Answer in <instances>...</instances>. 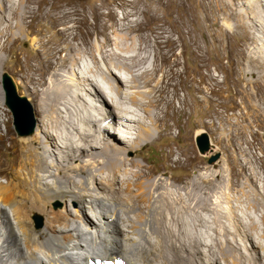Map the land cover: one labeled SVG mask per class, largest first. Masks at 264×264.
Masks as SVG:
<instances>
[{"label": "bare ground", "instance_id": "bare-ground-1", "mask_svg": "<svg viewBox=\"0 0 264 264\" xmlns=\"http://www.w3.org/2000/svg\"><path fill=\"white\" fill-rule=\"evenodd\" d=\"M173 1L153 0L152 8L149 0L135 2L138 7L122 9L110 25L94 24L81 37L75 25L65 24L63 41L50 52L43 48L45 58L40 47H31L23 64L10 65L14 55L19 61L21 38L35 33V18L50 17L55 26L67 21L65 12L43 10L38 0H0V69L10 67L19 74L38 109L35 134L19 137L18 167L7 183L0 181V264H104L106 259L119 264H264L263 200L246 188L256 183L246 166L262 163L260 157L245 154L246 140H237V172L231 171L237 180L230 182L252 200L242 217L232 206L235 199H229L236 227L231 230L220 197L221 171L195 153L184 122L196 110V124L205 123V44L194 29L203 33L211 9L229 23L216 40L237 38V73L248 75L240 78L250 89L243 92L250 103L245 106L264 122V0L200 1L198 10L186 8L188 17L180 23L156 16L153 6L184 4ZM92 32L95 39L88 37ZM193 44L200 79L195 83L191 76L186 94L181 55ZM117 119L123 124L119 131ZM175 128L184 142L167 144L166 158L168 166L183 168V174L174 176L166 167L155 169L130 156L145 143L172 136ZM245 132L237 127V137ZM41 139L53 158L34 145ZM246 142L256 148L253 141ZM66 200L76 206L50 208L52 202ZM35 211L47 214L39 229Z\"/></svg>", "mask_w": 264, "mask_h": 264}, {"label": "rangeland", "instance_id": "rangeland-1", "mask_svg": "<svg viewBox=\"0 0 264 264\" xmlns=\"http://www.w3.org/2000/svg\"><path fill=\"white\" fill-rule=\"evenodd\" d=\"M147 1L148 0H38V3H43L41 6L43 7V10H52L54 14L56 12V15H61L62 12H65L64 19L67 22H65L64 24H57L55 26L53 20L50 17L38 16L37 18H35L32 21L33 30H35V33H29L28 37H23L24 39L21 38L22 40L17 45V54L19 56V61L18 58L14 55V58L11 59L10 65H14L17 62L18 64H23L25 55L27 53L32 54L33 48L35 47H40L42 49L41 52L43 58H45V51L47 48L48 52H50V50L55 49L54 47L58 43L63 41L65 33L63 31V28L65 27V24L75 25V32L78 34V36L82 34L86 35L90 31H92V27L94 26V24L97 26L110 25L113 21L112 17L114 14L115 17H119L123 13L122 9H131L130 5L132 6V8H136L138 6L135 5V2H137V4H141ZM174 1L179 2L180 0ZM200 1H204L205 3L206 1L209 2L208 0H183V5L178 3L176 6L172 7L168 5V7L153 6V8H155L156 10L157 17L170 20L173 23H180L182 19L188 17V15L185 13L186 11H188L186 8H193V10H198L196 7L198 6V3ZM37 5V3H34L33 6L37 7ZM152 5L153 0H149L148 6L152 8ZM66 14H68L67 17ZM152 25H156V23L154 22L152 23ZM228 25V22H221L219 18L214 15L213 10L211 9V20L207 22L203 33H200L197 29H194V32L198 35L201 44H205V48L203 49V52L205 53L203 57L206 63L203 71H205L206 74L207 94L204 117L205 123L204 125L200 126L196 124V110H194L193 116L184 119V122L185 128L187 130H190V143L191 145H193L195 153L202 156L203 162L210 168L221 171L222 176L218 180H222L221 182L223 183L224 190L220 193V197H223L221 198V200H223L222 202L225 206L224 211L229 214L230 221H228L227 218L224 219L229 225V228L231 227V230H236V227H233L234 225L232 226L231 215L228 211V208H230L229 199H235V202L232 206L234 208L236 206V209L240 211L238 213H240L242 217L244 216L241 213H243L247 209L248 200H252L249 199V197L244 196V193L241 190L237 191V184L232 185L230 182V178L232 181L237 180V177H231V171L237 172L238 139L244 138L246 141H253L256 144V148H248V143L245 140V142H243V145L246 147L244 148L245 154H255L256 156L260 157V160L262 162L251 164L252 166H246L247 171L255 176L256 181L255 186L246 188H248L252 192V197L254 199L256 196V198L258 197L259 199H261L260 201L263 200L261 208L262 210L264 209V190H262V188L264 189V122L259 120L257 111L245 106L247 104H250L245 94L248 91L247 89H249V86L248 84L246 85L240 77L246 79L248 75L242 74L243 76H239V74L237 73V46L235 44L237 42V38L234 37L233 39H224L221 41H218L215 38V35L223 36L224 30L226 29L225 27H227ZM58 31H60V33H58ZM174 35L178 36V33L174 32ZM110 36L113 37V33H111ZM88 37L95 39L96 34L92 32L88 35ZM99 37L100 41L104 40L102 39L103 36L99 35ZM42 42H45V44H43ZM39 43H42L41 46H39ZM43 48L45 49V51ZM184 49L185 54L181 55V60L185 61L186 63V65H184L186 73L184 72L183 74V78L185 79V81L182 92L188 94V91H191L192 89L190 86L191 76L192 78H194L195 83L200 79L199 73L197 72V61L191 54V49H197V45L193 44L192 46L185 47ZM176 51L178 53L181 52V50L179 49ZM0 70V83L4 101L3 103H0V181L7 183L9 177L13 175V171L18 167V147L23 144V140H21L22 138H19L20 136L17 135L13 125L14 119L12 111L5 104V93L2 87V74L4 72L12 77L17 88V93L19 95L25 96L31 104L34 120V134L38 128V109L36 107V98H34L32 95H29V91L24 87V84L19 82V74L14 73L10 67ZM244 91L245 93H243ZM115 110L113 107V114L117 113L116 115L119 116L120 113H118V111L116 112ZM119 121L120 120L117 119L118 131L119 128L122 130L123 125ZM194 123L196 124L195 127ZM239 126H242L243 130H246L244 136L237 137V127ZM200 132H206L208 134L209 140L214 146L212 152H199L195 138L196 135ZM183 142L184 134L182 132L179 133L178 129L175 128L173 130L172 136H163L154 142L145 143L138 149L136 153L131 151L129 152V154L131 157L139 160L149 167L155 169H162L166 167L168 170H170L171 174H173L174 176H178L184 173V169L181 167L171 168V166H168V161L166 158L168 149L167 144H180ZM34 145L40 151H46V148H48L47 144L42 142V139L39 142H35ZM46 152L50 156H52V158L54 157V155L50 154V152ZM216 152L219 153V157L215 161L209 162L210 155ZM244 157L248 158V155H244ZM74 162L78 163V161ZM259 188L261 190H259ZM246 200L247 202H245ZM63 206L74 208V206H76V202L72 200H66L65 203L54 201L50 205V208L57 210L62 209ZM258 208L259 205L256 206V209ZM260 211L261 210H259L257 213L259 214ZM7 213L11 223H13V217L10 213L9 208H7ZM133 213L134 212H130L129 215H133ZM37 214L42 216V225L39 227L35 225V228L39 229L44 226L47 214L41 212L37 213L35 211V213L32 214L34 224V216ZM134 237L137 236L134 235ZM130 253L133 254V252ZM75 257L78 261L79 256L75 254Z\"/></svg>", "mask_w": 264, "mask_h": 264}, {"label": "water", "instance_id": "water-1", "mask_svg": "<svg viewBox=\"0 0 264 264\" xmlns=\"http://www.w3.org/2000/svg\"><path fill=\"white\" fill-rule=\"evenodd\" d=\"M3 87L6 92L5 103L6 106L12 110L13 114V125L18 136L20 135H31L34 131V120L32 107L25 96L17 93L16 85L12 77L4 72L2 74ZM18 126L20 129L17 130ZM196 145L199 152L208 153L212 152L214 146L209 140V136L206 132H201L196 135ZM219 157V153L216 152L209 157V162L215 161ZM35 225L37 227L42 225V217L40 215L34 216Z\"/></svg>", "mask_w": 264, "mask_h": 264}]
</instances>
